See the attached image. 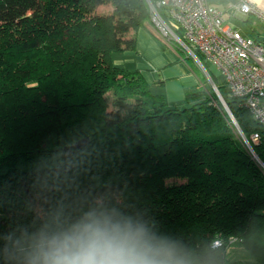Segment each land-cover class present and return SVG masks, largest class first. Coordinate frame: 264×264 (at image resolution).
I'll list each match as a JSON object with an SVG mask.
<instances>
[{
    "label": "trees",
    "instance_id": "obj_1",
    "mask_svg": "<svg viewBox=\"0 0 264 264\" xmlns=\"http://www.w3.org/2000/svg\"><path fill=\"white\" fill-rule=\"evenodd\" d=\"M148 1L0 0V264H25L34 233L91 209L144 225L183 264H264V127L212 74L251 151L213 89L169 105L114 63L142 28L198 75L152 30Z\"/></svg>",
    "mask_w": 264,
    "mask_h": 264
},
{
    "label": "built area",
    "instance_id": "obj_2",
    "mask_svg": "<svg viewBox=\"0 0 264 264\" xmlns=\"http://www.w3.org/2000/svg\"><path fill=\"white\" fill-rule=\"evenodd\" d=\"M148 3L151 24L157 34L167 41L173 40L218 88L211 77V74L215 77L213 68L216 69L225 78L230 95L242 99V105L264 127V35L260 36L261 40H255L241 34L225 23L223 10L211 5L208 0ZM231 10L237 11L243 20L254 14L264 22V8L251 0H239L230 5ZM241 137L250 150L248 140L242 134ZM258 139V133L251 135L253 142ZM220 244L219 240H215L212 247Z\"/></svg>",
    "mask_w": 264,
    "mask_h": 264
},
{
    "label": "clouds",
    "instance_id": "obj_3",
    "mask_svg": "<svg viewBox=\"0 0 264 264\" xmlns=\"http://www.w3.org/2000/svg\"><path fill=\"white\" fill-rule=\"evenodd\" d=\"M24 260L25 264H183L172 242L157 238L131 218L97 209L45 224L32 235Z\"/></svg>",
    "mask_w": 264,
    "mask_h": 264
},
{
    "label": "crops",
    "instance_id": "obj_4",
    "mask_svg": "<svg viewBox=\"0 0 264 264\" xmlns=\"http://www.w3.org/2000/svg\"><path fill=\"white\" fill-rule=\"evenodd\" d=\"M238 1L213 0L209 3L220 8L219 3L223 2V15L224 12L229 11L240 17L237 11H230V5H234ZM251 1L257 6L264 8L262 6L264 0H261L260 3L254 2V0ZM253 15L249 14L247 17L253 20ZM252 24H254L253 21L251 26ZM152 30L155 32L153 27ZM251 34L260 37L264 35V31L252 26ZM251 34L246 35L251 36ZM164 42L161 38L156 37L155 34H150L142 28H139L136 31L135 50L118 53L113 56V60L115 64L120 66L131 70H139L150 85L151 90L153 91L154 88L155 92L161 93L170 105L173 102L184 99L187 90L200 87L201 83L190 68L185 65L183 59L179 57L175 49ZM159 80L163 81V84L160 86V89H157L156 87L158 85L156 82ZM253 264L258 263L253 262Z\"/></svg>",
    "mask_w": 264,
    "mask_h": 264
},
{
    "label": "rangeland",
    "instance_id": "obj_5",
    "mask_svg": "<svg viewBox=\"0 0 264 264\" xmlns=\"http://www.w3.org/2000/svg\"><path fill=\"white\" fill-rule=\"evenodd\" d=\"M212 1L213 0H209V2H212ZM219 6L223 10V2H220ZM105 9H109V7L108 6H106V7L104 6V10ZM98 10H102V6L101 5H99ZM224 19H225V23L226 24H228L229 26H231L234 29H238V31L241 34H243V35L251 34L252 33V26L253 27L255 26V28H257L258 30L264 31V22L259 20L255 15H253V20L251 19V21L254 22V24H252V26H251V21H250L249 18H247V20L246 19L243 20L239 16H236L235 14H233V12H229V11L224 12ZM183 55L185 57L187 56L185 51H184ZM191 59L188 58L187 61L189 62V64H194L191 61ZM183 61H184L185 65H187L189 67V65L187 64V62L184 59H183ZM199 68H200V66H199ZM197 72H198V75H195L194 73L193 74L198 78L199 82L201 83V86H204L207 90L213 89L212 83L209 81V79L206 76V74L204 73V71L200 68V70L198 69ZM213 74L216 77V82L218 83V85L220 87L225 86V84H226L225 78L214 68H213ZM156 88L160 89V86H157ZM153 91H155L154 88H153ZM192 102L193 101L185 102L184 99H182L180 101L173 102L170 105H176L177 104V106L183 108V107L191 105ZM227 251H228L229 258L238 257L242 253V251H240V247L237 244H235V243L231 244L228 247ZM190 261L193 263V261H195L194 257H192L190 259ZM247 264H253V262L248 261Z\"/></svg>",
    "mask_w": 264,
    "mask_h": 264
},
{
    "label": "water",
    "instance_id": "obj_6",
    "mask_svg": "<svg viewBox=\"0 0 264 264\" xmlns=\"http://www.w3.org/2000/svg\"><path fill=\"white\" fill-rule=\"evenodd\" d=\"M212 87H213V90L215 91V93L217 94L219 100L221 101L222 105L224 106L226 112L228 113V115H229V117H230L232 123L234 124L235 128L237 129V131H238V132L240 133V135H241L242 133L240 132V128H239V126H238V124H237V122H236L234 116L232 115V113H231V111H230V109H229L227 103L225 102L224 98H223L222 95L220 94L218 88H217L214 84H212ZM242 135H243V134H242ZM243 137H244V136H243ZM87 143H88V137H84V138L79 139V140L75 143V145L78 146V147H82V146H85ZM249 149H250V151L252 150L251 148H249Z\"/></svg>",
    "mask_w": 264,
    "mask_h": 264
}]
</instances>
